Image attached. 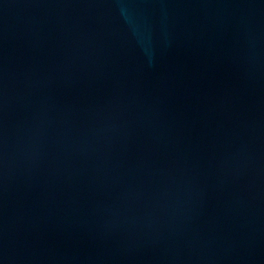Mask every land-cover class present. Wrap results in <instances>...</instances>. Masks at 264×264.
<instances>
[{"label": "water", "instance_id": "obj_1", "mask_svg": "<svg viewBox=\"0 0 264 264\" xmlns=\"http://www.w3.org/2000/svg\"><path fill=\"white\" fill-rule=\"evenodd\" d=\"M0 264H264V0H0Z\"/></svg>", "mask_w": 264, "mask_h": 264}]
</instances>
